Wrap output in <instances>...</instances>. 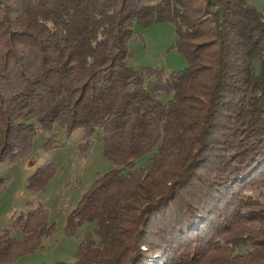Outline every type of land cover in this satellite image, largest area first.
Masks as SVG:
<instances>
[{
    "label": "trees",
    "instance_id": "16d2710c",
    "mask_svg": "<svg viewBox=\"0 0 264 264\" xmlns=\"http://www.w3.org/2000/svg\"><path fill=\"white\" fill-rule=\"evenodd\" d=\"M169 21L187 64L133 66L135 25ZM95 134L110 168L63 231L74 256L44 264H264V8L253 0H0V161L31 152L40 128ZM145 156V161H136ZM55 163L28 175L44 189ZM30 203L0 228V262L55 232Z\"/></svg>",
    "mask_w": 264,
    "mask_h": 264
},
{
    "label": "rangeland",
    "instance_id": "374dc122",
    "mask_svg": "<svg viewBox=\"0 0 264 264\" xmlns=\"http://www.w3.org/2000/svg\"><path fill=\"white\" fill-rule=\"evenodd\" d=\"M253 1L264 8V0ZM175 37L174 25L169 21H155L147 26L136 24L135 34L127 43L131 51L128 63L133 66L161 67L166 74L172 69L186 66L185 57L171 46ZM56 128L51 136L58 144L53 148L42 147L49 134L38 128L33 136L30 154L19 160L0 161V228L11 227L15 214L26 210L30 203L38 202L49 208V218L55 223V232L45 238L41 246L0 264H44L57 259H70L83 236L86 224L78 226L73 235L64 233L66 215L92 179L110 168L111 162L102 156L98 135L95 134L96 140L91 153L85 157H77L75 152L82 129L78 128L67 134L63 127ZM145 158H138L136 165L142 164ZM49 161L55 163L54 176L44 189L29 191L28 175L36 166Z\"/></svg>",
    "mask_w": 264,
    "mask_h": 264
}]
</instances>
